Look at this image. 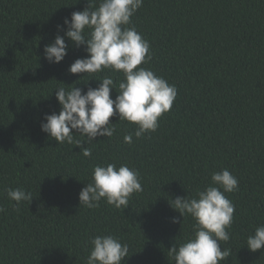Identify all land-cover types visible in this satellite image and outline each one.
<instances>
[{
	"label": "trees",
	"instance_id": "trees-1",
	"mask_svg": "<svg viewBox=\"0 0 264 264\" xmlns=\"http://www.w3.org/2000/svg\"><path fill=\"white\" fill-rule=\"evenodd\" d=\"M100 0H95L99 6ZM89 0H0V264H86L97 235H114L129 246L122 264H175L170 249L193 235L191 215L173 208L176 197H197L214 172L228 169L238 190L225 193L235 205L231 255L220 264H264V248L247 238L264 225V0H143L131 17L150 43V68L177 87L171 109L156 131L135 136L138 125L110 117L115 132L88 142L58 144L42 131L45 114H59V87L86 93L104 76L116 88L122 71L69 72L87 56L65 36L68 53L59 63L44 55L64 19ZM85 32H90L85 29ZM131 134L132 143L124 136ZM91 149L85 157L82 148ZM139 170L143 191L126 208L101 199L80 204L96 165ZM9 188L30 192L17 204ZM179 217V223H173Z\"/></svg>",
	"mask_w": 264,
	"mask_h": 264
},
{
	"label": "clouds",
	"instance_id": "clouds-1",
	"mask_svg": "<svg viewBox=\"0 0 264 264\" xmlns=\"http://www.w3.org/2000/svg\"><path fill=\"white\" fill-rule=\"evenodd\" d=\"M143 5V0H89V6L75 11L71 18H65L58 28L67 29L64 35L57 34L54 42L44 48V55L50 61L59 63L68 53L65 36L77 47L86 45L87 56L77 58L69 67L72 74H95L104 69L122 71L125 79L119 83L118 95L113 98L111 91L116 88L111 76H104L96 88L89 87L85 93L79 87L56 88V97L61 105L59 114H45L42 131L58 141L81 146L73 133H80L92 142L98 136L111 137L115 128L110 117L119 116L138 125L135 136L140 138L145 132L156 131L159 118L173 105L177 87L153 70L138 67L151 60L150 43L144 39L135 26L128 27L131 17ZM90 32H85V29ZM117 89V88H116ZM131 134L124 136L125 143H132ZM85 157L91 156V149L82 148ZM212 184L199 191L197 197H176L170 202L183 216L191 215L196 224L193 235L185 242L177 243L170 249L175 264H220L231 255L229 249L222 250L221 242L230 239L235 205L225 193L238 190V178L230 170L223 169L211 176ZM143 191L138 169L128 165L117 167L114 163L96 165L92 182L79 193L80 204L88 208L99 207L101 199H106L116 208H126L133 193ZM7 195L19 204L32 201L30 192L21 188H9ZM4 208L0 207V212ZM173 217V223H179ZM92 249L86 264H122L128 257L129 246L114 235H97L91 239ZM247 247L252 251L264 248V225L255 229L247 238Z\"/></svg>",
	"mask_w": 264,
	"mask_h": 264
}]
</instances>
